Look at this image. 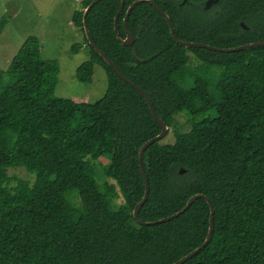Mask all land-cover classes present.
<instances>
[{
  "label": "trees",
  "instance_id": "16d2710c",
  "mask_svg": "<svg viewBox=\"0 0 264 264\" xmlns=\"http://www.w3.org/2000/svg\"><path fill=\"white\" fill-rule=\"evenodd\" d=\"M92 1L74 12L83 40L71 49L88 50L75 70L78 82L90 84L95 65L103 69L100 100L55 97L57 64L42 60L34 36L0 69V264H173L207 236L204 199L166 223L133 218L144 195L139 149L161 128L144 98L88 43L82 17ZM124 1L117 34L121 0L97 2L86 17L88 32L175 138L143 154L149 192L138 219L168 217L203 195L213 208V232L184 264H264V46L231 53L184 48L146 2L129 13L133 42L125 46L123 20L137 0ZM151 1L180 41L221 49L264 42V0H218L208 10L206 0ZM5 24L1 19L0 35ZM179 114L188 131L177 125ZM103 155L110 156L103 175L113 183L100 189L92 160ZM10 168H24L34 182L10 186Z\"/></svg>",
  "mask_w": 264,
  "mask_h": 264
},
{
  "label": "rangeland",
  "instance_id": "374dc122",
  "mask_svg": "<svg viewBox=\"0 0 264 264\" xmlns=\"http://www.w3.org/2000/svg\"><path fill=\"white\" fill-rule=\"evenodd\" d=\"M86 0H0V20H6L0 35V69L7 68L19 47L29 36L36 37L40 42L41 58L54 61L58 67L53 95L58 98L70 99L76 103H94L100 100L107 88L103 69L95 65L92 82L80 83L75 78L76 68L89 59L88 50L80 49L72 53L73 45L82 42L83 35L72 24V17ZM194 65L193 55L188 53ZM178 126L184 131L189 130L188 119L184 114L176 116ZM161 144H172L175 140L171 128ZM110 164V156L103 155L92 160L95 169V182L100 189L105 183L113 181L103 175L104 168ZM11 179L10 186L18 180L33 183L35 175L29 174L24 168H10L7 171ZM122 197L115 203L119 205Z\"/></svg>",
  "mask_w": 264,
  "mask_h": 264
},
{
  "label": "water",
  "instance_id": "95a60500",
  "mask_svg": "<svg viewBox=\"0 0 264 264\" xmlns=\"http://www.w3.org/2000/svg\"><path fill=\"white\" fill-rule=\"evenodd\" d=\"M100 0H93L84 10L83 13V17H82V22H83V26H84V32L87 38V41L90 45H92L94 47V49L96 50V52L102 57V59L105 61V63L107 65H109L113 71L123 80L125 81L127 84H129L137 93H139L144 100L146 101L147 105H148V109L152 115V117L155 119V121L157 122V124L159 125V127L161 128L160 133L155 136L154 138L146 141L139 149V154H138V162H139V168H140V172L143 178V182H144V195L141 199V201L135 206L134 210H133V218L135 219V221L138 224H142V225H156V224H162V223H166L169 222L177 217H179L180 215L184 214L186 210L189 209V207L198 199H204L208 206H209V210H210V217H209V229H208V233L207 236L205 238V241L203 242V244L198 247L197 249H195L194 251L190 252L189 254H187L186 256L182 257L181 259H179L178 261H176L173 264H184L187 260H189L190 258H192L196 253H198V251H200L204 246L207 245L212 232H213V227H214V219H213V208L212 205L210 203V201L203 195L200 194H196L194 196H192L191 198H189V200L186 202L185 206L179 210L178 212H176L173 215H170L168 217L159 219L157 221H152V222H148V223H143L138 219V212L140 210V208L143 206V204L146 202L147 197H148V192H149V186H148V182L145 176V172L143 169V165H142V157L143 154L145 152V150L152 145L155 142L160 141L161 139H163L165 137V135L168 132V127L162 122L161 119H159L154 111V108L152 106V103L150 102L149 98L147 97V95L138 87H136L134 84H132L126 77H124V75L117 69V67L113 64V62L106 57L103 53H101L93 44L92 39L90 37V34L88 32L87 26H86V17L88 12L92 9V7L99 2ZM186 0H184L185 2ZM124 0H121V4H120V8L119 11L117 13V15L114 18V31L117 34V29H116V23H117V18L118 15L120 14V12L123 9L124 6ZM141 2H146L148 4H150L154 9H156L166 20L168 26H169V30H170V35L171 37L174 39V41L179 44L180 46L184 47V48H204L210 51H214V52H222V53H231V52H238V51H242V50H246L249 48H256V47H262L264 46V42H259V43H250V44H245V45H241L235 48H229V49H221V48H217V47H212L206 44H202V43H191V42H184V41H180L179 39L176 38L174 31H173V25L171 23V21L169 20L168 16L157 7V5L151 1V0H137L135 2H133L127 9L124 20H123V26L125 29V32L127 34L126 39L124 40H120L122 45L125 46H129L132 44L133 42V38L132 36L128 33L127 28H126V22H127V18L129 16L130 11L134 8V6H136L137 4L141 3ZM218 2V0H206L205 4H204V9L208 10L210 9L214 4H216ZM241 26L243 29H246L245 26L243 25V23H241ZM183 170H180V173L183 174Z\"/></svg>",
  "mask_w": 264,
  "mask_h": 264
}]
</instances>
